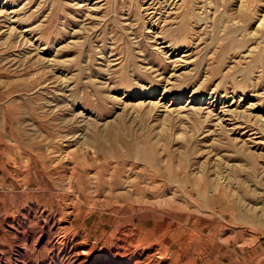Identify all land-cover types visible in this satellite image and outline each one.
<instances>
[{
    "label": "rangeland",
    "instance_id": "rangeland-1",
    "mask_svg": "<svg viewBox=\"0 0 264 264\" xmlns=\"http://www.w3.org/2000/svg\"><path fill=\"white\" fill-rule=\"evenodd\" d=\"M0 4V264H264V0Z\"/></svg>",
    "mask_w": 264,
    "mask_h": 264
},
{
    "label": "bare ground",
    "instance_id": "bare-ground-1",
    "mask_svg": "<svg viewBox=\"0 0 264 264\" xmlns=\"http://www.w3.org/2000/svg\"><path fill=\"white\" fill-rule=\"evenodd\" d=\"M3 5H1L0 4V7H2ZM94 10V9H93ZM93 12H92V10L90 11V16L92 15L93 16ZM24 36V35H23ZM173 103L174 102H172L171 103V105H173ZM157 105H158V103H157ZM219 105H220V99H219V96L218 95H216V94H214V93H211V95L209 96V98H208V100H207V102H206V106H207V109H210V111H212V112H214V111H217V108L219 107ZM162 106V105H161ZM167 106V105H166ZM222 106V105H221ZM228 107V106H227ZM165 109V108H164ZM167 110V112H169L168 111V108L166 109ZM166 110H164V111H166ZM172 110H173V108H172ZM228 111V110H227ZM226 111V112H227ZM224 114V113H223ZM226 116V115H225ZM222 120H224V119H222ZM232 121V120H231ZM219 122V121H218ZM223 122V121H222ZM229 122V121H228ZM261 125V124H260ZM231 126V125H230ZM260 131V130H259ZM245 133V132H244ZM254 222H257V221H264V217H255L254 218ZM80 262V261H79Z\"/></svg>",
    "mask_w": 264,
    "mask_h": 264
}]
</instances>
